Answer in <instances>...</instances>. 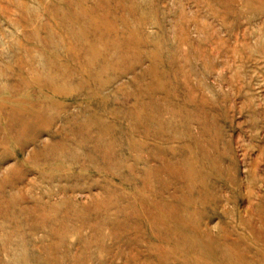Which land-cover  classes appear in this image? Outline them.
I'll return each mask as SVG.
<instances>
[{
	"label": "rangeland",
	"instance_id": "1",
	"mask_svg": "<svg viewBox=\"0 0 264 264\" xmlns=\"http://www.w3.org/2000/svg\"><path fill=\"white\" fill-rule=\"evenodd\" d=\"M0 264H264V0H0Z\"/></svg>",
	"mask_w": 264,
	"mask_h": 264
},
{
	"label": "bare ground",
	"instance_id": "2",
	"mask_svg": "<svg viewBox=\"0 0 264 264\" xmlns=\"http://www.w3.org/2000/svg\"><path fill=\"white\" fill-rule=\"evenodd\" d=\"M30 110V109H29ZM23 127H24V125H23Z\"/></svg>",
	"mask_w": 264,
	"mask_h": 264
}]
</instances>
